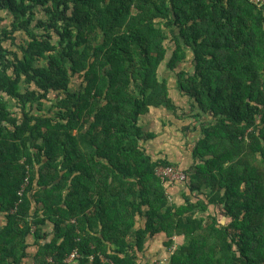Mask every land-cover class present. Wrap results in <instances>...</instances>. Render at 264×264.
Masks as SVG:
<instances>
[{"label": "trees", "instance_id": "16d2710c", "mask_svg": "<svg viewBox=\"0 0 264 264\" xmlns=\"http://www.w3.org/2000/svg\"><path fill=\"white\" fill-rule=\"evenodd\" d=\"M151 108L198 122L179 203ZM158 233L167 264H264V4L0 0V264H151Z\"/></svg>", "mask_w": 264, "mask_h": 264}, {"label": "rangeland", "instance_id": "374dc122", "mask_svg": "<svg viewBox=\"0 0 264 264\" xmlns=\"http://www.w3.org/2000/svg\"><path fill=\"white\" fill-rule=\"evenodd\" d=\"M159 76L160 78H166L169 83L170 94L174 99V103L178 106L177 113L181 114L184 109L188 112L186 97L179 94L174 84L175 72L168 71L164 64H162ZM74 82H77V80H74ZM165 113L166 115L164 117V111L151 108L143 118V128L147 132L154 134L147 142L150 149L155 151L153 154L156 157L166 155L172 159L178 158V162L180 163L178 167L183 169L184 166L186 167L191 161V149L198 135L197 132L192 131V134L187 136L189 131L186 132L182 129L183 126L189 125L187 118L180 120L177 119L174 114H169V112ZM155 137L158 139H154ZM173 186V188L179 189L178 192H180V194L186 189L184 182L173 184Z\"/></svg>", "mask_w": 264, "mask_h": 264}, {"label": "crops", "instance_id": "0c3cea01", "mask_svg": "<svg viewBox=\"0 0 264 264\" xmlns=\"http://www.w3.org/2000/svg\"><path fill=\"white\" fill-rule=\"evenodd\" d=\"M171 97H172V95H171ZM186 100H187V98H186ZM153 109H161V108H153ZM161 110L164 111L163 116L165 117V115H166L165 112L166 111L163 110V109H161ZM143 118H142V121H141V125L143 123ZM168 121H169V119H168ZM188 122H189V124H191L192 127H197V129L194 130L193 132H197V135L199 136L198 122H194L192 118H188ZM190 134H192V131H189L187 133V136L190 135ZM156 136H158V135H156ZM156 138L157 137H155L154 139H156ZM144 146H145V148H146L148 153H150L151 155L156 157L153 154V152H155V151H152L150 149L147 141L144 143ZM162 156H164V155H162ZM162 156H159V157H162ZM169 159L172 160V161H178V158L177 159L169 158ZM177 183H181V181L166 182V183H164V185L166 187L169 200L179 203L182 200V196L181 195H182L183 192H185V190L182 191V193L180 194V192H178L179 189L173 188L174 187L173 184H177ZM165 240H166V237H165V235L163 233H158V234L154 235L153 237L148 238L146 240V242H145V246L143 248V251L141 253H139L140 257L143 259L142 261L150 262L151 264H167V262H168L167 260H168L169 255H170L169 251H170V249H174L177 246L179 238L177 236H175V235L172 236L173 244H171L170 248H166V246L164 245ZM27 264H29V263H27Z\"/></svg>", "mask_w": 264, "mask_h": 264}, {"label": "built area", "instance_id": "2783aa9c", "mask_svg": "<svg viewBox=\"0 0 264 264\" xmlns=\"http://www.w3.org/2000/svg\"><path fill=\"white\" fill-rule=\"evenodd\" d=\"M257 6H262L264 4V0H250ZM156 174L161 178V180L166 182H177L184 181L187 177L186 173L177 166H158L156 168ZM174 248V247H173ZM77 252L74 250L68 257L67 262H71L75 257H77ZM103 260V258L101 257ZM110 264H113L110 262Z\"/></svg>", "mask_w": 264, "mask_h": 264}]
</instances>
